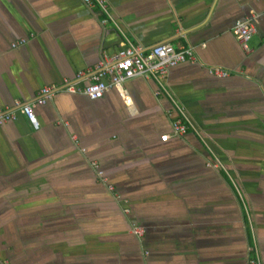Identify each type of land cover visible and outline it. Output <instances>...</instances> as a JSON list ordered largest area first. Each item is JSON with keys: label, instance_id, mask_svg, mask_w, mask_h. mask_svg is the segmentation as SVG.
Instances as JSON below:
<instances>
[{"label": "crops", "instance_id": "0c3cea01", "mask_svg": "<svg viewBox=\"0 0 264 264\" xmlns=\"http://www.w3.org/2000/svg\"><path fill=\"white\" fill-rule=\"evenodd\" d=\"M107 5L110 18L85 0H0V110L64 80L83 90L89 81L78 73L125 44L146 52L170 43L196 60L161 84L127 81L131 107L116 88L96 100L57 90L35 107L39 130L22 115L0 126V259L251 264L258 255L264 264V0ZM250 18L257 31L247 52L232 29ZM211 66L230 75H211ZM174 100L190 127L184 135L171 130Z\"/></svg>", "mask_w": 264, "mask_h": 264}, {"label": "built area", "instance_id": "2783aa9c", "mask_svg": "<svg viewBox=\"0 0 264 264\" xmlns=\"http://www.w3.org/2000/svg\"><path fill=\"white\" fill-rule=\"evenodd\" d=\"M89 6L99 7L102 12H104L107 17L110 18L108 11L107 0H85ZM237 40L241 44L242 48L249 52L250 41L253 35L257 31L255 19H238L235 26L232 29ZM27 42L26 39H21L19 42L12 45L13 48L23 45ZM196 60L190 48L177 50L170 43H162L157 46L152 47L148 51H142L140 48L135 47V45L129 43L125 44L118 54L113 59H104L98 64L94 71L90 72H79L78 79L87 78L85 81H89V85L83 90L78 89L74 85V81L64 80L61 87L45 86L41 89L39 97L35 102L28 103H17L18 109L14 111H4L0 110V126L15 121L18 119L19 115L24 116L27 121L35 130L40 129V122L35 113V107L37 105H44L47 99L53 95L57 90H65L72 93H77L78 91L87 94L92 100L101 99L105 92L111 88H116L119 90L121 98L124 100L127 106L132 105L131 98L125 90H123L124 84L136 77H153L159 84L162 80H165L168 71L180 64L192 63ZM207 72L211 75L223 78L230 75L228 70L221 67H207ZM76 79V81H79ZM169 97L171 94L163 88ZM161 91H158L160 94ZM172 98V97H171ZM174 105L176 109V116L171 123V130L174 134L184 135L189 130L187 125L186 117L183 110L177 105L174 100ZM169 137L168 133L161 135L162 141H166ZM96 170L98 171V176L108 184V189L111 191L117 200L121 201L124 205V210L126 213L131 212V207L129 205V200L124 199L122 195L116 190L115 186L108 182L104 173L99 170L96 163H94ZM132 233L139 238L144 236V227L140 224H134L132 228ZM251 264H260L259 257L252 259ZM0 264H12L7 260L0 259Z\"/></svg>", "mask_w": 264, "mask_h": 264}, {"label": "bare ground", "instance_id": "6f19581e", "mask_svg": "<svg viewBox=\"0 0 264 264\" xmlns=\"http://www.w3.org/2000/svg\"><path fill=\"white\" fill-rule=\"evenodd\" d=\"M235 26V25H234Z\"/></svg>", "mask_w": 264, "mask_h": 264}]
</instances>
